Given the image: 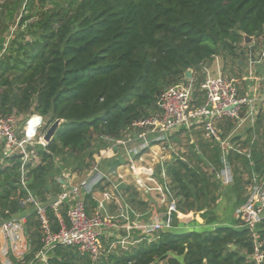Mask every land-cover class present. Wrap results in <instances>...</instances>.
I'll return each instance as SVG.
<instances>
[{"label":"trees","instance_id":"16d2710c","mask_svg":"<svg viewBox=\"0 0 264 264\" xmlns=\"http://www.w3.org/2000/svg\"><path fill=\"white\" fill-rule=\"evenodd\" d=\"M4 35L0 117L14 116L20 124L31 113L40 115V133L55 120L59 125L46 145L27 146L25 162L18 152L5 154L0 142V221L25 210L21 200L27 191L42 203L61 192L63 172L90 171L113 142L128 137L135 120L158 112L159 95L186 81L187 69L198 104L200 82L216 57L235 67L251 59L264 62V0H0V40ZM244 35L252 40L245 43ZM221 125L227 136L236 121ZM170 142L178 149L157 172L164 169L178 213H198L210 223L219 197L236 209L247 201L251 185L264 186L262 108L252 124L228 136L225 151L195 124L175 131ZM225 164L232 176L227 185L216 177ZM108 185L102 181L83 196L88 214L97 205L96 192ZM123 193L131 208L148 209L134 186L125 185ZM67 209V201L56 211L44 207L52 231L60 228L59 217L68 225ZM256 228L264 240V219ZM25 234L29 259L42 246L33 206ZM252 252L249 229L239 223L164 228L151 241L96 260L75 247L56 246L48 259L51 264H251Z\"/></svg>","mask_w":264,"mask_h":264},{"label":"built area","instance_id":"2783aa9c","mask_svg":"<svg viewBox=\"0 0 264 264\" xmlns=\"http://www.w3.org/2000/svg\"><path fill=\"white\" fill-rule=\"evenodd\" d=\"M260 60H249L248 69L251 74L253 67ZM237 80L222 75L212 74L208 69L200 82L199 89L203 93V100L196 103L193 95L191 79L180 82L165 89L157 99L158 112L147 117L135 120L131 124V132L143 140L139 149L134 153L151 145L161 144L162 148H170V136L182 127L200 125L207 139L217 141L223 151L229 148L228 136H223L219 127L225 119L236 121L237 126L242 122L253 123L258 113L257 98L241 95ZM43 117L31 113L25 121L19 124V119L14 116L0 117V142L4 147V153L18 152L22 154L23 162L29 159L27 146L33 143L46 145L40 129L43 127ZM236 126V125H235ZM234 129V128H233ZM231 134V133H230ZM123 140H118V142ZM100 161L96 162L87 176L68 190L58 194V200L51 206L57 210L59 204L67 201L66 225L59 217L60 228L52 231L49 220L41 202L30 192L21 200L23 206H33L36 212L40 230L42 233V246L35 257L38 261L46 263L49 253L56 246L75 247L81 253L88 254L90 259L96 260L102 253L98 238L103 227L113 225L111 217L102 215L100 209L102 201H98L97 207L92 214L85 210L83 196L94 191L95 186L106 177L99 169ZM223 184L232 181L230 169L227 164L216 174ZM113 189L102 192L104 200L113 197ZM264 209V186L263 183H255L249 187L247 201L235 209V215L241 226L248 227L253 241L252 261L260 264L264 261V240L260 238L256 225L259 221V213ZM176 208L173 200L167 204V211L162 215H155L148 224L139 226L146 233H156L169 226ZM26 216L10 217L0 221V231L7 240L1 249L4 259L1 264H16L22 260L29 251V244L25 241Z\"/></svg>","mask_w":264,"mask_h":264},{"label":"crops","instance_id":"0c3cea01","mask_svg":"<svg viewBox=\"0 0 264 264\" xmlns=\"http://www.w3.org/2000/svg\"><path fill=\"white\" fill-rule=\"evenodd\" d=\"M1 51L2 48L0 49V52ZM257 64H259L257 71H254L256 75L252 77L256 78V80H263V76H260V73H262V71L264 72V62L259 61ZM209 73L216 74L217 72L213 70ZM248 79V77H242V80H244L242 82L244 89L242 91L239 89V93L241 95L257 98L259 111L264 105V90L259 91L254 85H250ZM248 123L252 124L251 122ZM246 124L247 122H242L239 126L236 124L234 129L230 130L227 135L242 130ZM223 126H219L222 129V132ZM130 134L123 139V141L113 142L111 148L104 152V154L96 161H100L99 169L106 175L102 181L109 183L105 190L113 189L114 191L113 197L109 200L103 199L102 192H96L97 203L98 201H102L100 213L111 217L113 223L111 226L103 227L98 238L100 248L102 249L101 255L104 256L110 253L120 252V250H128L144 240L151 241L154 239V232L146 233L139 226L150 223L155 215H162L167 211V204L171 200L166 189L167 178L164 169L160 172H157L156 169L158 166H161L163 162L171 158L172 147L162 148L161 144H151L139 150V152L134 153L135 149L140 148L143 140L138 137L135 132H131ZM113 164L117 165L115 166ZM88 172L89 171L83 173L63 172L61 179V192L68 190L70 186L85 178ZM125 185L134 186L139 192L142 200L148 202L149 207L146 211H138L131 208L127 202L125 194L123 193V187ZM94 211L92 213H94ZM214 213L216 216L215 220L206 223L198 213L190 212L188 214H182L176 212L173 213V215H176L177 222H173L172 219L170 225L163 227V229L169 228L175 231H184L197 228L214 229L218 226H239L240 221L235 215V209L228 205L225 197H219L214 208ZM28 214L29 205L25 207V210L22 213L17 214L14 217L23 215L26 216L27 220ZM24 238L28 243L26 234H24ZM6 243L7 240L0 231V263L4 259L1 249ZM35 255L29 259H25V256L22 260L18 261H16L14 256H10V258L13 262L18 264H51L49 259L46 263L38 261ZM178 259L182 263V259L180 257ZM157 264L166 263L165 261H159Z\"/></svg>","mask_w":264,"mask_h":264},{"label":"rangeland","instance_id":"374dc122","mask_svg":"<svg viewBox=\"0 0 264 264\" xmlns=\"http://www.w3.org/2000/svg\"><path fill=\"white\" fill-rule=\"evenodd\" d=\"M4 38H5L4 40L3 39L0 40V43H1L0 49L1 48L3 49L5 47V45H6V36L5 35H4ZM258 65L259 64L255 65L253 67V69L251 71L252 73L250 74L249 73V69H248V65H246L245 62L243 63L242 66L235 67L232 64H229V63L226 64L223 60H221L220 57H216L215 60L212 62V64L207 67V69L209 70V72H212L213 70H215L217 73H221L222 75H224L226 77H229V78L233 77L234 79L237 80L236 82H237V85H238V89H241V91L244 89V86L242 85L243 84L242 82L244 81V80H242L243 76L245 78L246 77L249 78L248 80L250 82V85H252V86L254 85L257 89H259V91H263L264 90V72L262 71V73H260V76H263L262 77L263 80L262 79L261 80H258V79L256 80V78H253L256 75V73L254 71L255 70L257 71ZM230 68H232V72L230 71ZM261 108L264 109V105ZM22 123L20 122L21 125H22ZM180 138H181V145L186 144V140H185L186 136H185V134L182 133L180 135ZM191 139H194V135H191ZM172 149L173 150H177L178 149V145L177 144L174 145V146L172 145Z\"/></svg>","mask_w":264,"mask_h":264},{"label":"water","instance_id":"95a60500","mask_svg":"<svg viewBox=\"0 0 264 264\" xmlns=\"http://www.w3.org/2000/svg\"><path fill=\"white\" fill-rule=\"evenodd\" d=\"M252 40V38L250 37V36H248V35H244V41H245V43H249L250 41ZM191 72H192V70L191 69H187L186 71H185V77L187 78V79H189V78H191ZM58 125H59V120H55L47 129H46V131L44 132V134H43V139L45 140V141H47V142H49L51 139H52V137H53V135H54V133H55V131H56V129H57V127H58ZM57 200H58V194H53V195H51L46 201H44V202H42L41 203V206L42 207H45V206H48V205H52V204H54L55 202H57ZM260 219H264V209L259 213V220ZM251 264H255L254 263V261H251Z\"/></svg>","mask_w":264,"mask_h":264}]
</instances>
